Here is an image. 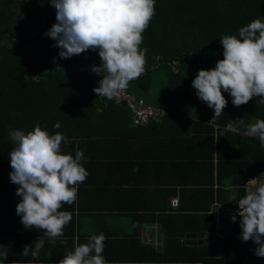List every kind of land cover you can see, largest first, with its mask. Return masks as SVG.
<instances>
[{
    "label": "trees",
    "instance_id": "1",
    "mask_svg": "<svg viewBox=\"0 0 264 264\" xmlns=\"http://www.w3.org/2000/svg\"><path fill=\"white\" fill-rule=\"evenodd\" d=\"M255 19L264 22V0H155V14L140 45L146 50V70L129 82V91L170 112L165 122L178 118L182 108L188 116L214 112L198 98L192 80L200 69H213L223 59L222 36L238 35ZM56 22L49 0H0V147H13L8 130L26 131L22 126L26 118H31L30 131L39 124L49 134H65L69 141L79 139L74 125L88 118L92 109L117 110L113 100L93 91L99 83L80 71L84 64L101 62L98 50L59 58L60 49L45 35ZM222 94L228 103L221 116L213 123L193 116L188 123L193 136L176 137L180 143L189 139L194 149L188 161L174 166L186 173L177 211L182 214L160 219L166 233L161 264H264V257L254 253L257 245L239 238L241 217L231 233L214 235L212 206L235 207L247 182L264 174V148L258 138L244 136L240 124L264 119V104L253 97L237 107L229 93ZM57 123L59 128L54 127ZM228 126L238 131H225ZM214 176L220 203L213 190ZM201 233L209 236L208 243H187V235Z\"/></svg>",
    "mask_w": 264,
    "mask_h": 264
},
{
    "label": "clouds",
    "instance_id": "2",
    "mask_svg": "<svg viewBox=\"0 0 264 264\" xmlns=\"http://www.w3.org/2000/svg\"><path fill=\"white\" fill-rule=\"evenodd\" d=\"M49 3L56 9L57 22L45 35L55 41L53 47L60 49L59 58L98 50L101 63L91 68L102 77L99 87L93 89L98 97L118 98L130 81L145 73L146 50L140 45L142 33L155 14V0H49ZM220 43L223 59L213 69H200L192 80L198 98L214 109V117L221 116L228 103L222 90L233 98L234 106L247 104L253 97H260L257 102L264 104V22L255 19L241 27L238 35L222 36ZM240 124L244 127L243 135L258 138L264 148V119L249 124L240 120ZM54 127L59 128L60 124ZM225 131L238 130L230 127ZM8 134L13 142L8 153L10 182L19 185L16 195L22 198L16 214L25 229L43 230V237L25 245L21 255L38 258L45 245L44 238L55 244L64 235V226L72 220L70 212L60 209L76 201L78 185L89 174L81 163L86 158L81 150L76 151L74 158L62 154L61 143H68V138L59 132L49 134L39 124L28 132L10 129ZM246 185L256 187L247 188V194L238 201L239 238L242 242L251 240L257 245L255 255L264 257V174ZM231 220L235 222L236 215ZM105 239L103 234L92 235L87 243H75L73 250L66 249L58 264H107L102 256ZM0 255L3 261L7 259V252Z\"/></svg>",
    "mask_w": 264,
    "mask_h": 264
},
{
    "label": "crops",
    "instance_id": "3",
    "mask_svg": "<svg viewBox=\"0 0 264 264\" xmlns=\"http://www.w3.org/2000/svg\"><path fill=\"white\" fill-rule=\"evenodd\" d=\"M184 114L182 108L177 115L180 118L175 116L166 122L135 127L128 111L117 107V110L92 109L88 118L76 122L74 131L79 139H69V144L62 142L61 152L74 158L77 150L83 151L86 162L81 163L89 174L78 185L76 201L60 209L72 215V220L64 226V235L55 244L44 238L45 245L38 258L21 255L25 245L43 237V230L25 229L16 214L22 198L16 195L19 185L10 182L12 169L8 153L12 146H1L0 245L3 246L0 252H7V259L3 261L0 255V261L3 264H58L66 249L73 250L75 243L84 244L92 235L103 234L106 239L102 256L107 264H161L166 233L160 219L182 214L177 212L179 207H172V201H179L180 206L181 182L186 181L183 178L186 173L174 166L188 161L194 149L192 141L180 143L176 137L193 136L192 126L188 125L193 116L209 123L216 119L214 112L195 111L190 117ZM170 116L168 112L166 119ZM30 122L31 118L25 119L22 125L25 132L30 131ZM213 180L217 200L216 176ZM228 190L235 197L236 191L232 187ZM219 200L223 201L224 197L221 195ZM62 240L67 243H61ZM186 240L188 244L208 243L209 236L192 234Z\"/></svg>",
    "mask_w": 264,
    "mask_h": 264
},
{
    "label": "built area",
    "instance_id": "4",
    "mask_svg": "<svg viewBox=\"0 0 264 264\" xmlns=\"http://www.w3.org/2000/svg\"><path fill=\"white\" fill-rule=\"evenodd\" d=\"M75 56L80 57V54ZM100 63L101 62H99L98 60H95L89 64H84L81 67L80 71L83 74L87 75L88 80L92 82H98L100 79H102V77L97 76L94 72H92L91 68L92 66H99ZM113 102L116 107L126 109L129 112L132 125L135 127L147 126L152 122L159 123L168 115L166 111L157 108L147 103L144 99L136 97L135 95L131 94L128 90V87L118 98L113 99ZM214 121L215 119H212L211 122L213 123ZM249 187H251L254 190L256 186L246 185L245 191ZM246 194L247 191L245 192V195ZM172 207L178 208L179 201L173 200ZM238 208H239L238 203L235 207L234 206L224 207L220 205H215L214 210L212 212L215 221V231H214L215 236L220 237L231 233L232 228L238 223L240 219V216L238 215ZM233 215H236L235 222L231 220V217Z\"/></svg>",
    "mask_w": 264,
    "mask_h": 264
},
{
    "label": "rangeland",
    "instance_id": "5",
    "mask_svg": "<svg viewBox=\"0 0 264 264\" xmlns=\"http://www.w3.org/2000/svg\"><path fill=\"white\" fill-rule=\"evenodd\" d=\"M129 90V89H128ZM130 92V91H129ZM131 93V92H130ZM131 94H133V93H131ZM134 95V94H133ZM136 96V95H135ZM137 97V96H136ZM148 101V100H147ZM150 102V101H149Z\"/></svg>",
    "mask_w": 264,
    "mask_h": 264
},
{
    "label": "water",
    "instance_id": "6",
    "mask_svg": "<svg viewBox=\"0 0 264 264\" xmlns=\"http://www.w3.org/2000/svg\"><path fill=\"white\" fill-rule=\"evenodd\" d=\"M231 194H234V191H231Z\"/></svg>",
    "mask_w": 264,
    "mask_h": 264
}]
</instances>
